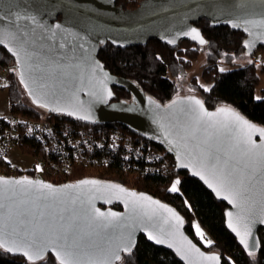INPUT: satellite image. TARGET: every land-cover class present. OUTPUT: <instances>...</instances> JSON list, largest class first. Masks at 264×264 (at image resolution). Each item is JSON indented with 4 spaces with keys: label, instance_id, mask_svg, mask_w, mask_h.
<instances>
[{
    "label": "water",
    "instance_id": "1",
    "mask_svg": "<svg viewBox=\"0 0 264 264\" xmlns=\"http://www.w3.org/2000/svg\"><path fill=\"white\" fill-rule=\"evenodd\" d=\"M115 1L0 0V47L14 59L25 97L86 124L118 123L163 148L176 170L226 203V227L245 252L256 253L264 231V127L230 106L208 109L195 94L162 104L111 74L97 54L106 43L201 45L194 23L207 19L242 32L245 54L252 56L264 47V0H142L132 10ZM16 13L36 19L16 20ZM113 87L130 99L113 100ZM140 236L182 264H222L219 253L188 235L173 206L146 192L98 178L53 184L0 175V248L11 256L37 262L50 254L59 263L63 246L73 264H117ZM37 247L43 248L40 258L33 256Z\"/></svg>",
    "mask_w": 264,
    "mask_h": 264
},
{
    "label": "trees",
    "instance_id": "2",
    "mask_svg": "<svg viewBox=\"0 0 264 264\" xmlns=\"http://www.w3.org/2000/svg\"><path fill=\"white\" fill-rule=\"evenodd\" d=\"M130 3L128 0L115 1V4L123 9L131 8ZM194 25L200 29L204 37V43L201 45L187 40H182L175 46H169L157 40H148L144 44L127 47H116L106 43L99 49L97 57L111 74L133 81L145 94L165 104L177 96L178 79L192 66L199 52L203 51L205 64L202 68V76L214 78V82L209 90H205L194 81L189 84V90L197 95L208 109L230 106L252 122L264 127V96L260 99L254 97L259 78L257 64L254 63L257 61L253 59L254 54L252 56L245 54V35L229 27L212 26L207 19H201ZM258 49L264 50V47L261 46ZM241 58H246L247 61L236 64ZM222 64L233 68L218 70ZM0 65L13 67V69L15 67L14 59L1 47ZM259 71L264 72V63L261 64ZM11 74L10 84L2 85L8 88L10 113H19L26 117L38 116L42 109L25 102L23 99L25 94L17 80L15 69L11 71ZM113 92L115 101L130 99V94L123 89L113 87ZM103 127H120L136 135L118 123L103 124ZM37 144L40 143H36L34 139L20 141V147L29 153L41 152ZM152 145L164 150L153 142ZM166 154L173 159L168 152ZM124 167L119 157H113L105 168V175L113 174L115 177L100 176L98 179L126 186L120 180ZM82 178L79 177V179ZM136 181V191L146 192L173 206L184 217L185 231L188 235L202 249L219 253L222 264H264V231L262 234L259 231L258 251L254 254L245 252L225 225L226 203L217 200L198 180L188 176L185 171H178L174 166L166 172L145 175L137 178ZM175 181H179L176 185L177 191H169ZM53 183L62 184L60 181ZM116 208L121 209V206L117 205ZM194 220L210 238L207 246L197 238L193 226ZM0 264L59 263L50 254L37 262H29L21 256H11L0 248ZM117 264L182 263L172 252L154 246L140 236L133 250L123 254L121 261Z\"/></svg>",
    "mask_w": 264,
    "mask_h": 264
},
{
    "label": "built area",
    "instance_id": "3",
    "mask_svg": "<svg viewBox=\"0 0 264 264\" xmlns=\"http://www.w3.org/2000/svg\"><path fill=\"white\" fill-rule=\"evenodd\" d=\"M133 2L135 0H128ZM257 64V62H255ZM15 69V67H14ZM13 67L0 65V86H8L12 80ZM42 109L36 117L9 113L0 117V175L40 178L62 184L79 180L72 178L76 170L99 169L104 176L105 168L113 157H119L124 164L120 176L139 177L166 172L175 162L164 150L152 145L150 140L133 135L120 127H103L79 123L76 119L61 116ZM112 124V123H111ZM34 139L41 152H27L32 156L34 167H40V174L34 167L22 173L5 158L13 147H20V141ZM5 161V162H4ZM83 178H98L99 176ZM56 184V183H53ZM136 190L134 185H126Z\"/></svg>",
    "mask_w": 264,
    "mask_h": 264
},
{
    "label": "rangeland",
    "instance_id": "4",
    "mask_svg": "<svg viewBox=\"0 0 264 264\" xmlns=\"http://www.w3.org/2000/svg\"><path fill=\"white\" fill-rule=\"evenodd\" d=\"M142 0H135L130 3L132 6L129 8L130 10L135 9ZM253 59L257 61V69H258V83L254 90V97L255 99H260L264 96V72H260L259 68L262 63H264V50L257 49L253 55ZM246 58H241L236 62V64H243L246 62ZM255 63V62H254ZM205 64V55L203 51H200L196 60L192 63V66L188 69L186 73H184L178 79L179 83V93L177 96H184V95H194L189 89V84L191 82L196 81L199 85L202 86L203 89L209 90L214 82V78H204L202 76V68ZM232 66L227 65H220L218 70H229L232 69ZM193 79V81H192ZM26 103H30L27 98L23 97ZM10 113V103H9V94L8 88L0 86V117L7 116ZM5 158L13 165L15 169H21L22 173H26L28 169H32L34 167L33 158L32 156L27 154V151L21 147H13L11 148L8 153L5 155ZM35 172L39 175L40 174V167H34ZM82 176L92 177V176H104L99 169H82L80 172H75V175L72 178H78ZM126 185H134L137 187L136 179L133 178L132 175H123L120 177ZM129 188V187H128ZM193 226L195 230V234L197 238L207 246L210 242V238L205 233V231L200 227V225L194 220ZM262 234L263 231H260Z\"/></svg>",
    "mask_w": 264,
    "mask_h": 264
},
{
    "label": "snow or ice",
    "instance_id": "5",
    "mask_svg": "<svg viewBox=\"0 0 264 264\" xmlns=\"http://www.w3.org/2000/svg\"><path fill=\"white\" fill-rule=\"evenodd\" d=\"M14 15H15V17H16V20L31 19L32 21H35V19H36L34 16L28 17V16H26V15H21V14H19V13H16V14H14ZM0 19H3V16H0ZM17 27L19 28L20 26L18 25ZM57 27H59V26H57ZM192 31L195 32L196 30L193 29ZM201 43H204V41L201 40ZM196 103L199 104L200 102H199V101H196ZM41 106H43V105H41ZM235 119H236L237 121H242V118L239 117L238 115L235 116ZM242 122H243L244 124H246V125L248 124L247 121H242ZM249 127H251V126L249 125ZM262 134H264V133H262ZM248 141H250V136H247V135H246V137H245V142H248ZM253 147H255V145H253ZM261 155L264 156V153H262ZM225 180H227V177H225ZM82 183H88V182L85 181V182H82ZM178 183H179V181H175V182L173 183L172 187L169 189V191H173V192L177 191V187H176V185H177ZM46 187H49V188H50L51 186H46ZM98 216H103V214H102V213H98ZM148 238H149L150 240L153 239L152 236H149ZM157 242L159 243L160 241L157 240ZM209 243H210V242H209ZM242 243H243V241H242ZM2 246H3V245H0V247H2ZM128 250L130 251V249H128ZM7 251H12V248L9 247V248L7 249ZM60 251L63 252V255H58V256H57V259H58V261H59V264H73L72 260L70 259L72 253L69 252V251H66V250L64 249L63 246H61ZM42 252H43V248L37 247L36 250H35L34 253H33V256H34L35 258H40ZM25 255H28V253L25 252ZM31 258H32V257H30V259H31ZM116 258L119 259L118 256H117Z\"/></svg>",
    "mask_w": 264,
    "mask_h": 264
},
{
    "label": "bare ground",
    "instance_id": "6",
    "mask_svg": "<svg viewBox=\"0 0 264 264\" xmlns=\"http://www.w3.org/2000/svg\"><path fill=\"white\" fill-rule=\"evenodd\" d=\"M45 181V180H44ZM48 182V181H47Z\"/></svg>",
    "mask_w": 264,
    "mask_h": 264
}]
</instances>
